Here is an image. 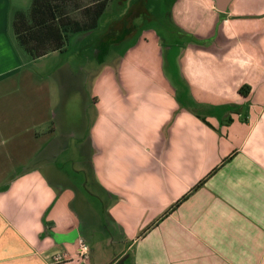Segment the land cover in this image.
<instances>
[{"label": "crops", "instance_id": "crops-1", "mask_svg": "<svg viewBox=\"0 0 264 264\" xmlns=\"http://www.w3.org/2000/svg\"><path fill=\"white\" fill-rule=\"evenodd\" d=\"M31 1L0 0V264H83L80 241L91 264H264V0L172 1L171 44L155 17L117 14L100 50L126 41L121 76L95 110L54 97L64 50L21 52ZM75 124L89 161L67 144Z\"/></svg>", "mask_w": 264, "mask_h": 264}, {"label": "rangeland", "instance_id": "rangeland-1", "mask_svg": "<svg viewBox=\"0 0 264 264\" xmlns=\"http://www.w3.org/2000/svg\"><path fill=\"white\" fill-rule=\"evenodd\" d=\"M140 0H112V5H110V10L107 11V14L104 16L103 21L100 23V26L98 29H96L94 32L87 31V32H78V33H71L68 34V42L65 46V49L63 51V56L61 60L54 65L53 69L50 71V74L52 75L51 83L53 88V95L56 98L58 96V93H60L62 96H64L63 104L62 106L67 103L68 104V110L76 107L78 110V104L79 101L77 100V104L72 103L70 101H73L74 94L76 91H80L82 93L81 95V103H83V107L91 108L92 110H95V96L98 93V86H101V90L105 91L107 88H110L112 85L111 77L117 78L119 75L121 76V73L119 72V68L121 66V58L123 55V52L125 50V47L128 45L126 44V41L121 42L120 44L115 45H109V50L105 52V50H100V43L103 42V39L106 38L107 35L111 33V30H102L103 26H108L111 23H114V28L118 25V21L122 20V18H116L117 14H124V18L128 19V21H132V25L136 28L139 27L140 24L145 22V19L153 18L155 17L157 20L156 29L158 30V33L162 35L164 38L165 44H171L172 41L175 39L177 41H180L179 39L175 38L174 33H169V30L172 29V27L176 30V28H180L178 25L176 14L178 15L179 9L178 6L175 4H172V1L177 4V0H171V2H168V0H145L144 8L145 12L143 11H137L136 16H130L129 14L132 12L131 7L134 9V7H137V4ZM88 1H83V3H87ZM129 2H132L133 4L130 6ZM174 6L175 10H174ZM198 5H195V8L197 11ZM32 8V1L30 4H24V10L25 13L30 12ZM199 8V7H198ZM128 9V10H127ZM127 10V11H126ZM140 12V14H139ZM143 12V13H142ZM188 12V11H183ZM182 13V12H181ZM76 17H80V13H74ZM188 18H191V15H188ZM124 20H122V24H124ZM142 22V23H141ZM13 28V26H12ZM14 30V29H13ZM23 55H25V58H27L29 61L31 58L24 53V48H20ZM45 61H50V58H46ZM65 61L68 64H65ZM33 62V61H32ZM64 65V68L60 69L58 72L54 74L58 68H60V65ZM50 66V65H49ZM48 67V66H47ZM29 68L33 72H40L42 71V67H40V64H36L35 66L31 65ZM109 71H112L113 73L110 74ZM81 72V73H80ZM72 73H80L75 76V78H69V75ZM119 74V75H118ZM117 86L113 88L114 92L117 91ZM121 91V88H120ZM100 92V91H99ZM94 95V100L92 99ZM78 97V92H77ZM94 103V105H93ZM86 119H88L86 117ZM85 120V117H84ZM76 128H78L76 131L70 132L64 131V135L68 138L67 144L71 142L74 143V147L81 149V153L79 156L77 155V159L81 161H89L91 158V147L89 144V139L84 137L83 143H79L76 141L83 137L88 129V126L85 124L83 126H78L77 124ZM86 138V139H85ZM85 139V140H84ZM82 145V146H81ZM74 150V149H73ZM71 150L73 153L71 154L76 155V153ZM68 153V152H67ZM84 167L83 164H78L77 168ZM85 168V167H84ZM90 189L94 192V187L89 183ZM94 224V219H93ZM82 232L84 236L90 237L92 233L94 232L93 228L86 227L82 228ZM114 254L112 253L110 255V259L113 258Z\"/></svg>", "mask_w": 264, "mask_h": 264}, {"label": "trees", "instance_id": "trees-1", "mask_svg": "<svg viewBox=\"0 0 264 264\" xmlns=\"http://www.w3.org/2000/svg\"><path fill=\"white\" fill-rule=\"evenodd\" d=\"M107 6L108 0H34L30 12H20L12 26L20 45L38 59L64 50L68 34L97 29Z\"/></svg>", "mask_w": 264, "mask_h": 264}, {"label": "built area", "instance_id": "built-area-1", "mask_svg": "<svg viewBox=\"0 0 264 264\" xmlns=\"http://www.w3.org/2000/svg\"><path fill=\"white\" fill-rule=\"evenodd\" d=\"M88 254H89V250L86 244L84 243V241H80V256L83 260V264H91L88 260L89 259Z\"/></svg>", "mask_w": 264, "mask_h": 264}, {"label": "water", "instance_id": "water-1", "mask_svg": "<svg viewBox=\"0 0 264 264\" xmlns=\"http://www.w3.org/2000/svg\"><path fill=\"white\" fill-rule=\"evenodd\" d=\"M219 1L220 5H219V9L221 10H225L227 5L230 3L231 0H226V1H223V0H217ZM221 1V2H220Z\"/></svg>", "mask_w": 264, "mask_h": 264}]
</instances>
